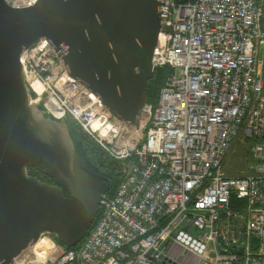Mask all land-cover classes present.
Instances as JSON below:
<instances>
[{
  "label": "built area",
  "instance_id": "built-area-1",
  "mask_svg": "<svg viewBox=\"0 0 264 264\" xmlns=\"http://www.w3.org/2000/svg\"><path fill=\"white\" fill-rule=\"evenodd\" d=\"M158 1L151 62L169 73L136 128L66 73L63 49L41 38L21 53L30 102L84 131L121 177L77 247L42 234L44 256L35 243L12 264H264V0ZM236 140L252 142L250 171L225 174Z\"/></svg>",
  "mask_w": 264,
  "mask_h": 264
},
{
  "label": "water",
  "instance_id": "water-1",
  "mask_svg": "<svg viewBox=\"0 0 264 264\" xmlns=\"http://www.w3.org/2000/svg\"><path fill=\"white\" fill-rule=\"evenodd\" d=\"M158 0H0V264H12L42 234L65 249L85 236L109 178L86 165L65 119L30 102L21 53L45 39L66 73L90 89L116 121L136 128L155 75ZM41 168L54 184L29 176Z\"/></svg>",
  "mask_w": 264,
  "mask_h": 264
},
{
  "label": "trees",
  "instance_id": "trees-1",
  "mask_svg": "<svg viewBox=\"0 0 264 264\" xmlns=\"http://www.w3.org/2000/svg\"><path fill=\"white\" fill-rule=\"evenodd\" d=\"M175 1L177 3H182L193 0H175ZM160 70H164V75L163 78L161 79H159L157 76ZM168 73H169V69L167 67L156 68L155 75L148 82V87L146 91L147 103L154 104L156 102L159 89L162 86L165 77ZM68 125L70 130L76 136V138L81 142L82 148L87 158L86 165L90 167V169L95 170L98 173L107 176L109 178V185L106 192H113L121 177L118 167V165L120 164L119 161L109 157L93 139H91L84 131L78 129L71 121ZM27 173L29 176L32 177L35 176L34 174H43L46 177L50 178L54 184V179L51 178L47 174V172H45L41 168L28 167ZM40 182L42 181L40 180ZM54 240L58 246L64 248L63 245L59 243L55 238Z\"/></svg>",
  "mask_w": 264,
  "mask_h": 264
},
{
  "label": "rangeland",
  "instance_id": "rangeland-1",
  "mask_svg": "<svg viewBox=\"0 0 264 264\" xmlns=\"http://www.w3.org/2000/svg\"><path fill=\"white\" fill-rule=\"evenodd\" d=\"M164 70H160L158 73V78H163ZM67 121V120H66ZM67 123H70V120L67 121ZM107 129H117L119 128V125L112 120L107 121L104 124ZM103 132V131H102ZM251 141L247 144L236 140V142L233 144L232 148L229 150L227 157L225 158L223 162V171L225 174L229 175H241L246 174L250 171V164H251V157H250V151L249 146L251 145ZM120 170V164L118 165ZM35 178H38V180L42 181L43 183L52 185L53 182L50 178L46 177L43 174H34ZM46 237V236H45ZM48 238V237H47Z\"/></svg>",
  "mask_w": 264,
  "mask_h": 264
},
{
  "label": "bare ground",
  "instance_id": "bare-ground-1",
  "mask_svg": "<svg viewBox=\"0 0 264 264\" xmlns=\"http://www.w3.org/2000/svg\"><path fill=\"white\" fill-rule=\"evenodd\" d=\"M146 119V111H143L141 113V116H140V124H142L144 122V120ZM109 121V120H106L104 122V124ZM103 124V125H104ZM51 245H52V242L50 241V239H48L47 237L45 236H42L37 242L36 244L32 247V251L33 253L36 252V250L39 252L37 253L38 256H44L45 252L47 251V249H50L51 248ZM36 255V253H35Z\"/></svg>",
  "mask_w": 264,
  "mask_h": 264
},
{
  "label": "flooded vegetation",
  "instance_id": "flooded-vegetation-1",
  "mask_svg": "<svg viewBox=\"0 0 264 264\" xmlns=\"http://www.w3.org/2000/svg\"><path fill=\"white\" fill-rule=\"evenodd\" d=\"M185 260H187L188 262H191L192 264H198V260L190 255L185 256Z\"/></svg>",
  "mask_w": 264,
  "mask_h": 264
},
{
  "label": "crops",
  "instance_id": "crops-1",
  "mask_svg": "<svg viewBox=\"0 0 264 264\" xmlns=\"http://www.w3.org/2000/svg\"><path fill=\"white\" fill-rule=\"evenodd\" d=\"M172 253H173L174 255H176V256H179L180 251H179V249L175 248V250H173ZM182 259H183L185 262H187V263H189V264H192L191 262H188L187 260H185L184 257H182Z\"/></svg>",
  "mask_w": 264,
  "mask_h": 264
}]
</instances>
